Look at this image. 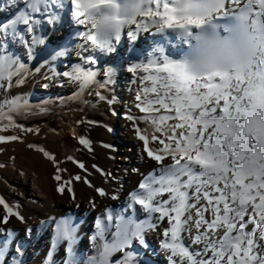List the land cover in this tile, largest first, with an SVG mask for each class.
Wrapping results in <instances>:
<instances>
[{"label": "snow or ice", "instance_id": "6c2138e0", "mask_svg": "<svg viewBox=\"0 0 264 264\" xmlns=\"http://www.w3.org/2000/svg\"><path fill=\"white\" fill-rule=\"evenodd\" d=\"M20 2L7 0V5L15 7ZM246 2L250 8L254 5L258 9V19L253 24L258 23L264 14V0ZM65 3L71 5L73 23L84 26V30L77 33L83 39L77 47L84 52L89 49L106 54L116 52L122 29L127 26H135L128 27L126 32L129 41L134 42L139 32L146 33L153 28L155 33L164 34L166 30L199 27L206 22L204 16L186 12L178 15L173 6L176 0H143L145 7L138 16L124 19L114 11L113 0H26L25 9L0 23V37L18 39L26 46L28 58L32 59L35 46L45 43L44 39L34 35L41 23L36 16L42 11L41 5L47 13L50 5L63 8ZM229 3L237 7L241 0H229ZM4 11L5 8L0 6V12ZM214 11L216 18L222 17L221 13L227 16L233 12L231 7H226V0H219ZM144 18H148L147 21ZM54 19H58V15H50L48 22ZM211 19L208 14L207 20ZM153 53L159 55L151 56L147 63H132L128 68L133 74L139 71L148 73L139 76L142 82L150 84L145 83L142 89H138V103L135 104L146 115L134 116L129 110L125 116L133 122L148 156L157 162L170 157L172 163H161L156 174H150L140 182L142 191L130 194L127 208L133 209V204L139 206L147 214L146 220L137 221L133 216L113 214L111 210H107L103 219H96V231L90 239L97 254L88 257L85 264H133L134 260L139 264L129 249L134 242L147 248L146 234L158 231L162 221L167 226L158 234L162 237L160 247L166 254L167 264H264V243H261L264 241V51L256 59L255 70L249 65L247 76L226 77L212 73L199 79L189 77L181 64L165 55L163 47L154 48ZM64 54L63 51L56 52L51 61ZM84 59L96 63L90 55ZM48 63L45 60L40 67ZM40 67L36 68L37 72ZM24 69L26 65L18 58L0 54V88L5 86V81L11 86L12 77H19L16 85L23 84L21 73ZM50 71L54 76L79 81L81 92L90 83L107 88L115 82L112 68L104 70L106 79L103 82L95 81L96 73L80 64L63 73L54 69ZM75 96L79 98L80 92ZM97 96L100 100L107 99L100 92ZM108 102H115V97ZM48 103L30 105L23 97L4 100L0 103V119L7 115L9 123L3 127L23 128L15 124L12 113L23 114L25 109L47 112ZM5 106L9 109L7 114L4 113ZM161 109L167 110L166 114L157 115ZM140 121L146 127L141 128ZM17 139V136L0 135V141ZM150 140L158 147L149 148ZM78 142L86 147L90 143L84 137H79ZM44 154L48 155L47 152ZM80 167L84 168V165L80 164ZM55 179L59 181L61 176L56 175ZM75 179L82 178L76 176ZM58 191L64 192L65 188L61 186ZM96 191L100 196L106 195L102 189ZM90 204L96 206L94 202L90 201ZM0 205L7 211L0 223H7L10 216L17 215L13 212L15 206H10L3 198H0ZM52 222L55 223V235L44 264H53V254L62 242L66 243L67 254L62 264H79L74 250L79 240L78 227L73 225L70 217L52 218ZM217 229L222 230L221 236L217 235ZM4 231L0 228V233ZM110 231L112 239L108 240L106 237ZM6 235L8 239L0 242V264H5L8 257L13 233L9 230ZM15 252L22 254L19 246ZM115 253H122V256L113 260ZM10 264H20V261L13 256Z\"/></svg>", "mask_w": 264, "mask_h": 264}, {"label": "bare ground", "instance_id": "6f19581e", "mask_svg": "<svg viewBox=\"0 0 264 264\" xmlns=\"http://www.w3.org/2000/svg\"><path fill=\"white\" fill-rule=\"evenodd\" d=\"M243 2L244 0H241V3ZM0 6L5 8L4 12H0V23H3L12 18L15 13L25 9L26 0H21L15 7L7 5V0H0ZM226 7H231L233 11L236 9L229 0H226ZM41 9V13L36 14L41 23L34 35L44 39L45 43L35 46V56L32 59L28 58L26 46L18 39L0 37V54L18 58L26 65V69L21 73L24 79L23 84L16 85L15 81L19 77H12L11 86L5 81V86L0 88V100L23 97L30 103L36 95L41 98L52 97L60 103L80 92V95L85 94L90 102L95 103L100 89L97 83L86 85L81 92L79 81L62 75L54 76L50 71L54 69L57 73H63L71 71L80 64L85 69H91L96 73L95 81L97 82H103L106 79L105 69H114L115 82L109 84L104 90L111 98L115 97V101L119 102L111 106L114 110L102 109L86 113V116L77 124L61 120L57 124L52 123L53 129L50 132L42 131L38 136L28 133L24 136V141H30L32 145L35 143L33 138L42 142L49 141L50 144L41 146L38 150H27L26 156L15 160L12 168L3 176L8 185L6 184L3 192H0V198H3L10 206H15L13 212L17 215L10 216L7 223H0V228L5 230L4 233H0V242L8 239L6 233L11 230L13 236L5 264H10L13 256L20 261V264H44L55 235V223L52 222V218L59 220L70 217L73 225L78 227L77 232L82 230V233L77 235L79 240L75 247H77L79 264H85L88 257L97 254L90 239L96 231V219H103L107 215V210H111L113 214L122 213L126 217L133 216L137 221L146 220L147 214L139 206L133 204L135 212L127 208L130 194L133 191H142L139 189L140 182L146 176L156 174L161 163H172L170 157H166L163 162L152 160L144 151V142L138 139L133 122L126 119L125 114L129 110L134 116L146 115L135 107L138 103L136 95L138 89H142L145 83L150 84L139 79L140 75H148V73L139 71L133 74L128 71V68L132 63H147L151 56L159 55L153 53L156 47H163L165 55L176 61L191 47V41L177 31L166 30L164 34H157L153 28L146 33L139 32L136 40L130 42L126 32L128 27L135 26H127L122 29L121 41L116 46V52L106 54L97 49L84 52L77 47L78 44L83 43V39L78 37L77 33L84 30V26L73 23L71 5L63 8L50 5L47 13L43 11V5ZM50 15H58V19L48 22ZM139 19L141 18L138 17ZM144 19L147 21L148 18ZM226 19L227 17L216 18L215 26L227 31L224 23ZM210 23L213 22L210 21ZM59 51L65 54L51 61V56ZM89 55L95 58V64L85 61L84 58ZM45 60L49 63L40 67ZM37 67H40L38 72ZM45 84L48 85L47 88L43 87ZM120 101H123L122 109L117 113L116 110L120 109ZM99 107L104 106L100 104ZM166 112L167 110L161 109L157 115L166 114ZM34 115L38 114L31 113L28 116ZM12 117L27 119V117L18 116L17 113H12ZM90 121L94 123H89ZM6 122H9L8 119L2 120L1 124ZM174 122L169 121V123ZM139 126L146 127L143 121L139 122ZM56 135L73 141L70 154L63 155L57 147ZM79 137L87 139L90 142L89 145L87 147L81 145L78 142ZM156 147L158 144L150 140L149 148ZM45 152L48 153L47 156ZM68 157L72 159L69 160ZM60 161L64 171L58 172L57 169L61 166ZM80 164H83L84 168H81ZM56 175H60L61 180L57 181ZM76 176H81L82 179L76 180ZM61 186L65 188L64 192L58 191ZM68 188L72 191L68 192ZM97 188L104 190L106 195L100 196L96 191ZM113 197L116 198L113 199ZM90 201L96 206L92 207ZM5 215L7 211L0 205V221ZM205 215L210 218V214ZM166 226L167 224L162 221L158 231L146 234L147 248L136 242L133 243L129 250L133 251L139 264H167L166 254L160 247L162 237L158 234ZM248 227L251 228L252 225ZM111 231L107 233L108 240L112 239ZM216 231L218 236L223 234L220 229ZM17 246L21 248L22 254L15 252ZM65 249L64 242L57 246L52 257L53 264H62L63 260L67 259ZM121 256L122 253H115L112 259H119ZM42 257H45L43 261H41Z\"/></svg>", "mask_w": 264, "mask_h": 264}, {"label": "clouds", "instance_id": "9594fccd", "mask_svg": "<svg viewBox=\"0 0 264 264\" xmlns=\"http://www.w3.org/2000/svg\"><path fill=\"white\" fill-rule=\"evenodd\" d=\"M218 4L219 0H176L173 5L178 15L186 12L206 19L199 27L171 30L191 41V47L176 60L191 78L199 79L212 73L226 77L236 74L247 76L249 65L255 70L256 59L264 51V14L259 17L258 23L253 24L258 19V9L254 5L250 8L244 0L227 16L221 13L222 17H227L224 21L227 26L225 31L224 28L215 27L217 13L214 9ZM113 5L121 19L138 16L145 7L143 0H113ZM208 14H211V20H207Z\"/></svg>", "mask_w": 264, "mask_h": 264}, {"label": "rangeland", "instance_id": "374dc122", "mask_svg": "<svg viewBox=\"0 0 264 264\" xmlns=\"http://www.w3.org/2000/svg\"><path fill=\"white\" fill-rule=\"evenodd\" d=\"M73 24V23H72ZM99 92H101L102 95L107 97L105 100H100L99 98L94 102H90V100L87 98L85 94L80 95L79 98H76V96H72L67 98L66 100L62 102H57L55 98L49 97V98H41L40 96H34L32 102H30V105L35 104H41L44 101H49L47 104L48 111L47 112H40L38 109H25L23 111V114H17L18 116L27 117V119H13L15 121V124L22 125L21 127L16 126H10L7 129L3 127L4 124L2 123V120L7 119V115L3 119H0V135H3L5 137L9 136H17L19 139L17 140H6V141H0V192H3L4 188L8 185L6 181H4L3 176L9 172V170L12 168V164L15 160L24 158L26 156L27 150L29 149H35L38 150L41 148V146H47L49 145V141H37L36 138H33L32 140L35 142L33 145L30 143V141H24V136L28 133L35 134L36 136L39 135L40 132H50L53 129V124H57L59 121H71L74 124L79 123L85 116L86 113L89 112H95L100 111L102 109H108V110H114L113 105L118 103L119 101H115L113 103H109L108 101L111 100V96L108 95V92L104 90V88H100ZM106 94V95H105ZM4 100H7L5 98H2L0 100V103H2ZM2 101V102H1ZM122 102L120 101L119 107L120 109H117V113L120 112L122 109ZM102 104L104 107H99V105ZM9 112V109L7 106L4 108V113L7 114ZM31 113H36L38 115L34 116H28ZM52 119V121H51ZM33 129L31 132H26L24 129ZM38 130V131H37ZM55 144L57 147L60 148V150L63 152V155L70 154L72 147H73V141L67 140L64 137H59L56 135ZM31 144V145H29ZM35 144V145H34ZM71 147V148H70ZM24 155V156H23ZM60 169H62V161H60ZM70 175V174H69ZM7 184V185H6ZM80 232H77V235H80ZM75 252H77V247L74 246ZM45 257L41 258V261H43ZM115 260V259H113ZM142 264V263H140Z\"/></svg>", "mask_w": 264, "mask_h": 264}]
</instances>
